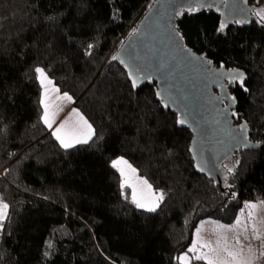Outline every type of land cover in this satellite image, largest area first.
<instances>
[{
	"label": "trees",
	"instance_id": "1",
	"mask_svg": "<svg viewBox=\"0 0 264 264\" xmlns=\"http://www.w3.org/2000/svg\"><path fill=\"white\" fill-rule=\"evenodd\" d=\"M152 2L0 0V264H179L199 221L229 223L245 202L264 201V149L228 158L222 191L194 171L192 134L161 107L156 83L134 89L113 61ZM219 10H180L177 30L212 66L243 73V84L226 83L234 122L264 142V22L221 30ZM38 67L92 125L88 143L64 149L43 123ZM116 157L165 193L155 212L121 188Z\"/></svg>",
	"mask_w": 264,
	"mask_h": 264
},
{
	"label": "water",
	"instance_id": "2",
	"mask_svg": "<svg viewBox=\"0 0 264 264\" xmlns=\"http://www.w3.org/2000/svg\"><path fill=\"white\" fill-rule=\"evenodd\" d=\"M213 6L220 9L223 26L241 21L261 24L254 14L256 5L247 0H153L113 61H123L131 85L130 71L140 79L134 89L156 83L161 107L176 114L177 126L192 134L188 151L194 171L225 191L223 163L239 149H264V142L248 139V124L246 133L240 128L245 121L234 122L232 111L237 104L226 83L238 80L233 77L242 72L212 66L185 45L177 30L175 19L180 10ZM180 119L186 123L180 125Z\"/></svg>",
	"mask_w": 264,
	"mask_h": 264
},
{
	"label": "snow or ice",
	"instance_id": "3",
	"mask_svg": "<svg viewBox=\"0 0 264 264\" xmlns=\"http://www.w3.org/2000/svg\"><path fill=\"white\" fill-rule=\"evenodd\" d=\"M192 11H195V9ZM256 15L264 22V9H261ZM223 27L221 25V30ZM113 59H116V57L114 56ZM35 71L38 73L40 83L44 87L40 101L44 109L42 121L49 129H52L59 112L63 110L56 101L71 102L72 97L65 92L62 95H57L55 101L51 100L50 93H59V89L49 87V85H53V81L48 78L43 68L38 67ZM129 76L132 78V86L134 88L137 87L140 79L132 71L129 72ZM233 78L238 79L241 84H243L245 79L243 73H238ZM178 123L184 125L186 120L180 119ZM240 128L242 132L246 133L247 123L242 124ZM52 135L60 143L61 147L69 149L77 144L88 143L94 135V129L77 109H72L69 116L54 129ZM112 167L116 168L123 178L121 188L131 187L132 203L139 209L155 212L164 200L165 193L163 191H155L146 179L137 177L133 181L131 177L135 176L136 169L123 157L113 160ZM200 170L203 171L204 169L201 168ZM228 171L232 172L233 169L229 168ZM261 205H264V201L259 203L246 202L235 221L230 225L221 224L218 221L201 222L195 229V238L188 251L177 258L179 264H191L192 259L205 261L206 264H256L258 259L264 258V230H262L264 216L258 215ZM8 214L9 205L0 200V232L4 230V222L8 219ZM209 223L212 225L210 231L216 235L215 244L206 240L202 235L205 225ZM229 232L234 234L231 243L228 237ZM242 236L243 239H241ZM253 240L259 241L258 247L253 246L251 243Z\"/></svg>",
	"mask_w": 264,
	"mask_h": 264
},
{
	"label": "rangeland",
	"instance_id": "4",
	"mask_svg": "<svg viewBox=\"0 0 264 264\" xmlns=\"http://www.w3.org/2000/svg\"><path fill=\"white\" fill-rule=\"evenodd\" d=\"M261 9H264V3H263V5L262 6H259V7H256L255 9H254V14L256 15V13L257 12H259ZM257 17H258V19L261 21V19H260V17L258 16V15H256ZM262 22V21H261ZM46 75H47V73H46ZM48 76V75H47ZM48 78L49 79H51L49 76H48ZM52 80V79H51ZM40 81V80H39ZM49 87L51 88V87H55L56 88V86L53 84V85H49ZM43 91H44V87L42 86V96H43ZM63 93H65V92H59V93H56V92H51L50 93V97H51V100H53V101H55L56 100V96L57 95H62ZM69 94V93H68ZM70 95V94H69ZM42 96H41V99H42ZM71 97H72V95H70ZM56 103H58L59 105H60V107H62V111H60L59 112V116L56 118V122H55V124L53 125V128H52V131H54V129L60 124V122L61 121H63L65 118H67L68 116H69V114L72 112V109H77L82 115H83V113L77 108V107H75L74 106V99H73V97H72V101L71 102H69V101H56ZM42 105V104H41ZM42 109H43V105H42ZM43 111H44V109H43ZM84 116V115H83ZM89 122V121H88ZM90 123V122H89ZM47 127V126H46ZM93 128V127H92ZM47 129H49L48 127H47ZM118 158H120V157H116V158H114V159H112L111 161H110V164H111V166H112V161L113 160H116V159H118ZM124 158V157H123ZM125 160H127L126 158H124ZM128 161V160H127ZM128 163L129 164H131L129 161H128ZM227 163H228V161L226 160L224 163H223V165L224 166H226L227 165ZM132 165V167L133 168H135L136 169V174H135V176L134 177H131V179L134 181L137 177H139V178H142V179H146L144 176H142V175H140L139 174V172H138V170H137V168L133 165V164H131ZM114 168V167H113ZM118 173H119V171L116 169V168H114ZM120 174V173H119ZM121 176V175H120ZM123 180V178L121 177V181ZM147 180V179H146ZM148 181V180H147ZM122 183V182H121ZM148 183H149V181H148ZM128 189H129V195H130V199H131V192H132V189H131V187H127ZM155 191H157V190H155ZM248 202H252V203H259V202H261V201H248ZM246 203V202H245ZM243 207H244V205H243ZM242 207V208H243ZM241 208V209H242ZM240 209V210H241ZM240 210H239V212H240ZM239 212L237 213V215L239 214ZM258 215L259 216H264V205H261L260 206V208H259V210H258ZM237 217V216H236ZM236 219V218H235ZM235 219L232 221V222H229V223H225V222H222V221H219V220H217V219H213V218H205V219H203V220H201V221H199L198 223H197V226L196 227H198L200 224H201V222H210V221H218L219 223H221V224H226V225H230V224H232L234 221H235ZM211 227H212V225L209 223V224H206L205 225V230H204V232L202 233V235L204 236V238L206 239V240H209V241H212L213 242V244H215V240H216V235L213 233V232H211L210 231V229H211ZM196 229V228H195ZM262 230H264V226H262ZM194 234H195V232H194ZM193 234V235H194ZM233 233H231V232H229L228 233V237H229V241H230V243L232 242V237H233ZM194 238H195V235L193 236V238H192V241H191V243L189 244V246H188V248L191 246V244H192V242H193V240H194ZM241 239H243V236L241 237ZM245 243H247V241H245ZM251 243L253 244V246L254 247H258L259 246V241H256V240H253V241H251ZM188 251V250H187ZM187 251H184L183 253H181L180 254V256L181 255H183L184 253H186ZM191 261H193V259L191 260ZM205 262V261H204ZM205 264H206V262H205ZM256 264H264V258H260V259H258V261L256 262Z\"/></svg>",
	"mask_w": 264,
	"mask_h": 264
},
{
	"label": "flooded vegetation",
	"instance_id": "5",
	"mask_svg": "<svg viewBox=\"0 0 264 264\" xmlns=\"http://www.w3.org/2000/svg\"><path fill=\"white\" fill-rule=\"evenodd\" d=\"M235 23H238V22H235ZM239 23H248V22H245V21H241V22H239Z\"/></svg>",
	"mask_w": 264,
	"mask_h": 264
},
{
	"label": "crops",
	"instance_id": "6",
	"mask_svg": "<svg viewBox=\"0 0 264 264\" xmlns=\"http://www.w3.org/2000/svg\"><path fill=\"white\" fill-rule=\"evenodd\" d=\"M58 116H59V115H58ZM58 116H57V117H58ZM50 131H52V129H50ZM52 132H53V131H52ZM194 232H195V231H194ZM193 236H194V235H193ZM193 260H194V259H193Z\"/></svg>",
	"mask_w": 264,
	"mask_h": 264
}]
</instances>
